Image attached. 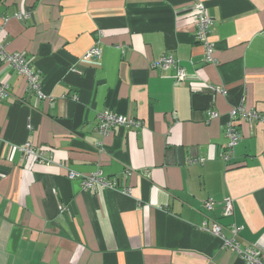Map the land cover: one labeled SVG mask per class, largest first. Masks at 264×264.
<instances>
[{
  "label": "crops",
  "instance_id": "crops-1",
  "mask_svg": "<svg viewBox=\"0 0 264 264\" xmlns=\"http://www.w3.org/2000/svg\"><path fill=\"white\" fill-rule=\"evenodd\" d=\"M0 46L42 92L0 55V264H243L202 229L211 220L226 238L240 227L264 263V0H0ZM164 54L186 78L151 67ZM105 110L139 124L102 132ZM97 170L112 185L83 190Z\"/></svg>",
  "mask_w": 264,
  "mask_h": 264
},
{
  "label": "built area",
  "instance_id": "built-area-1",
  "mask_svg": "<svg viewBox=\"0 0 264 264\" xmlns=\"http://www.w3.org/2000/svg\"><path fill=\"white\" fill-rule=\"evenodd\" d=\"M192 16L196 20V31L195 37L198 41L202 43L203 47V57L207 61H211L213 59L212 54L214 51L213 43L209 42L206 39L207 33L210 27L213 24L211 17L208 15L206 7L203 2L197 1L192 4ZM27 15V12H19L17 14L18 17L24 18ZM1 47V46H0ZM0 55L2 60L8 64L9 67L15 68L19 73L23 74L28 80L29 86L35 90L39 96H42V92L40 90V80L39 75L31 69L29 64L25 60V55L20 52L14 53H4L2 49H0ZM100 55V50L95 45L91 46L90 49L85 53L86 58L98 57ZM158 67L161 69H168L170 67H174L176 69V79L182 80L187 77L186 71L180 65L179 61L173 57L172 54H164L157 61H154L151 67ZM7 95V84H0V101ZM209 115L211 117H215L217 115L216 112L210 111ZM242 116H251V113H243ZM138 122L134 121L132 118H128L124 115H118L112 113L108 110L102 111L101 119L99 124V130L104 132L108 130L109 127L118 125V126H138ZM225 145L229 150L237 143L238 141V133L232 125H228L225 131ZM226 147V146H225ZM23 149L29 154H35V151L30 147L28 143H25ZM37 156V155H36ZM222 158L227 160L229 155L227 151L222 152ZM204 158H189L188 163L194 162H203ZM75 174L74 171H70L69 176L72 177ZM103 172L100 170L94 171L93 174L85 177L83 179V190L87 191L91 189L93 186H97L98 188L109 187L112 185L111 182H106L103 177ZM222 215L229 216L233 212V203L232 198L230 196H225L222 200ZM215 203L213 198H209L204 201L203 206L208 210L212 209L213 204ZM64 211V210H63ZM203 228L211 235L219 238L222 243V247H229L236 251L238 257L243 261V264H264L261 258V252L252 247L241 248L239 242L236 240V236L238 235L240 227L232 225L230 227L231 238H226L223 235V226L217 222L216 220H211L209 225H207L206 221L203 222Z\"/></svg>",
  "mask_w": 264,
  "mask_h": 264
}]
</instances>
